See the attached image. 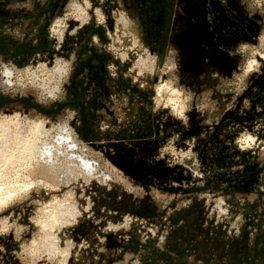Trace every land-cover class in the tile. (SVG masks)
Masks as SVG:
<instances>
[{
    "label": "rangeland",
    "instance_id": "obj_1",
    "mask_svg": "<svg viewBox=\"0 0 264 264\" xmlns=\"http://www.w3.org/2000/svg\"><path fill=\"white\" fill-rule=\"evenodd\" d=\"M5 171L0 264H264V0H0Z\"/></svg>",
    "mask_w": 264,
    "mask_h": 264
},
{
    "label": "bare ground",
    "instance_id": "obj_2",
    "mask_svg": "<svg viewBox=\"0 0 264 264\" xmlns=\"http://www.w3.org/2000/svg\"><path fill=\"white\" fill-rule=\"evenodd\" d=\"M81 165H83V163ZM87 165L89 164L84 165V167ZM8 175H10V173L4 176L0 175V208H3L4 206H6L11 199L18 196L20 193H22L27 188L25 184L19 183V180H17L16 176L13 177V176H8Z\"/></svg>",
    "mask_w": 264,
    "mask_h": 264
}]
</instances>
